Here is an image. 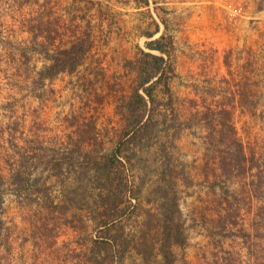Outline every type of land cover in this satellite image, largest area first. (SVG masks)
<instances>
[{"label":"rangeland","instance_id":"374dc122","mask_svg":"<svg viewBox=\"0 0 264 264\" xmlns=\"http://www.w3.org/2000/svg\"><path fill=\"white\" fill-rule=\"evenodd\" d=\"M263 2L0 0V264H91L106 230L99 185L108 174L95 165L120 147L113 171L127 192L109 234L130 245L114 264H163L158 248L147 259L141 243L148 214L162 220L172 195L164 169L185 239L172 247L176 264H264ZM85 33L93 46L82 65L41 80L47 52ZM163 33L176 48L169 84L181 126L162 107L150 146L141 145L121 115L137 78L126 60ZM156 95L167 100L161 87ZM220 107L245 147L244 174L221 170L212 118Z\"/></svg>","mask_w":264,"mask_h":264},{"label":"trees","instance_id":"16d2710c","mask_svg":"<svg viewBox=\"0 0 264 264\" xmlns=\"http://www.w3.org/2000/svg\"><path fill=\"white\" fill-rule=\"evenodd\" d=\"M148 37H153V34H149ZM92 46L91 34L85 33L75 42L70 43L69 46L60 48L55 54L47 52L49 65L40 74V79L54 80L60 74L75 72L82 65ZM145 48L149 52L140 50L135 60H126V66L134 68L137 72V78L128 100L123 104L124 109L121 111V115L128 123V126H126L130 132L128 134H132L130 141H140L141 145L150 146L149 144L161 124V120H158V118L162 107L169 111L172 122L174 124L178 122L179 124V117L174 107V98L169 84L176 76L173 63H170L176 48L172 37L166 33H163L159 39L146 42ZM159 87H161V92L167 98L166 101L157 99L156 91ZM212 115L221 153L220 164L223 174L232 177L235 174L246 173L249 160L243 142L238 137L232 111L226 107H220L218 110L213 111ZM205 117L208 119L207 116ZM163 118L162 122H166L167 116ZM179 126L181 125L179 124ZM119 150H121V147L109 159L95 165L96 170H102L103 173L108 174L106 178H102L99 185V200L101 201L102 216L104 217L102 223L106 230L102 232V236L95 240L92 246L91 255L97 257L90 258L89 263L91 264H114L117 257L121 258L125 255L130 245L121 236L109 234L111 228L109 223L114 221V212L124 200L127 192V185L124 186L120 171L118 172V168L117 173L113 171V167L117 163H121L118 157ZM24 168V165H21L20 171L15 177L19 181L22 180ZM165 170L162 172V177L169 190L172 191V195L163 203L162 220L158 215L148 214V221L144 224L146 231H144L141 246L145 248L146 258L155 255L158 248L156 255L162 256L163 264H176L172 247L175 244L185 243V239L181 231L182 226L178 220L181 215L178 192L174 181L167 178ZM3 206V177L0 174V214ZM3 225L4 223L0 219V230ZM159 234L162 238L159 247H157L155 241L159 242ZM138 251L140 254V244Z\"/></svg>","mask_w":264,"mask_h":264},{"label":"built area","instance_id":"2783aa9c","mask_svg":"<svg viewBox=\"0 0 264 264\" xmlns=\"http://www.w3.org/2000/svg\"><path fill=\"white\" fill-rule=\"evenodd\" d=\"M239 12L242 13L241 9L236 10V11L232 14V16H237V15L239 14Z\"/></svg>","mask_w":264,"mask_h":264},{"label":"crops","instance_id":"0c3cea01","mask_svg":"<svg viewBox=\"0 0 264 264\" xmlns=\"http://www.w3.org/2000/svg\"><path fill=\"white\" fill-rule=\"evenodd\" d=\"M264 3V2H263ZM260 13H264V11L260 12Z\"/></svg>","mask_w":264,"mask_h":264}]
</instances>
